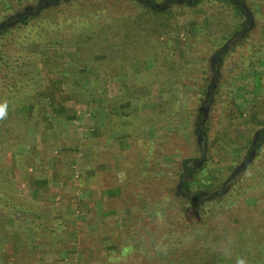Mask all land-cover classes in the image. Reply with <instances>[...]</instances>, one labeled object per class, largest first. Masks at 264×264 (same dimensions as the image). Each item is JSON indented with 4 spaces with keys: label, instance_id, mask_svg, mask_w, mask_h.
<instances>
[{
    "label": "rangeland",
    "instance_id": "1",
    "mask_svg": "<svg viewBox=\"0 0 264 264\" xmlns=\"http://www.w3.org/2000/svg\"><path fill=\"white\" fill-rule=\"evenodd\" d=\"M21 1H8L13 9L8 11L6 20L5 3L0 0L3 25H14L24 11L33 14L35 7H28L30 0ZM203 3L198 0L193 16L181 14L172 18L168 30L163 29L159 34L157 28L156 40L161 41L157 52L162 63L166 59L170 61L176 56L168 53L169 47L179 45L182 51L190 49L199 53L200 63L206 61L208 84L214 82L218 90L216 101L211 102L204 119V127L210 129L207 142L213 154L210 166L226 168L235 163L238 167L250 162L245 160L248 156L245 149L248 143L254 144V132L264 128L254 120L264 117V63L261 68L251 63L250 74H255L254 79H239L236 88L239 97L234 104L231 97L226 98L224 78L230 73L231 63L243 66L248 55L252 54L253 58L258 55L253 50L255 44L264 42V0L239 2L247 26L226 43L231 53L223 60L218 72L213 56L219 48L215 39L219 27L215 22L208 25L202 15ZM226 9L231 18L235 16L237 10L231 4H226ZM142 28L152 32L155 26L147 23ZM166 38L174 41H166L168 47L164 43ZM206 38L212 43H206ZM92 40L100 43L102 36L95 35ZM37 43L22 41L21 47L26 51H38L41 44ZM69 43L63 41L64 50L73 49ZM105 46L109 57L117 55L115 40L105 42ZM42 48L47 49L48 45ZM49 48L53 50L55 47L49 45ZM102 57L103 54L97 53V59L93 56L88 61L89 66L100 68L97 85L90 86L85 81L89 78V71L85 69L68 73L70 78L90 88L86 101L66 99L60 105L50 104L45 97L32 99V94L29 96L25 90L17 96L21 103L11 108L13 115L6 120L0 117V193L13 197L18 203L15 207H0V264H159L156 259L168 250L180 255L181 260L197 254L195 250L181 252L176 250L177 247L164 248L161 245L168 223H173L177 231L183 230L184 218L179 211L182 208L187 213L193 211V204L184 205L181 195L175 193V188L171 189L167 180L173 179L172 184H177L180 178L178 164L182 157L190 158L200 151L197 128L186 119L175 116L172 125L168 126L163 121L165 115L154 116L146 112L150 100L157 101L161 97L147 83L157 78L154 76L156 72L149 75L142 71L139 59L132 61L134 74L107 82L103 68L99 66L107 67L113 63L108 60L105 63ZM142 63L145 68H156L157 65L151 56L144 58ZM164 70L162 73L167 74ZM198 78L193 75L190 83H196ZM104 88L106 94L101 95ZM64 90L69 92L70 86L64 85ZM192 93L193 99L196 92ZM116 95L117 103L113 101ZM123 106L136 112L130 117L133 127L118 125L121 119L118 109ZM150 119L157 121L159 127ZM209 122L210 125H206ZM249 138L253 140L249 142ZM189 146L191 152L185 153ZM218 148H222V153ZM139 152V158H146L140 163ZM258 175L264 179V166L257 161L250 162L242 178L249 182ZM187 178L209 190L207 184L193 181L191 176ZM262 186L253 190L251 195L246 194L233 208V215H229L231 218L227 221L232 233L236 231V222L232 224L231 220L237 215L241 221L249 218L248 226L255 222L256 232L264 234V183ZM33 212L44 218L42 235L35 231ZM46 226L50 227L49 231ZM118 245L131 248L125 246L120 251ZM260 247L264 251V242Z\"/></svg>",
    "mask_w": 264,
    "mask_h": 264
},
{
    "label": "trees",
    "instance_id": "2",
    "mask_svg": "<svg viewBox=\"0 0 264 264\" xmlns=\"http://www.w3.org/2000/svg\"><path fill=\"white\" fill-rule=\"evenodd\" d=\"M1 1L5 3V0ZM8 1L4 6L7 10L6 20L9 16L8 11L13 9ZM199 1L204 2L202 15L205 16L208 25L215 22L219 27V34L215 37L216 42L218 40L219 48L215 50L213 56L217 61L215 71L218 72L223 60L231 53L229 45L226 44L227 41L244 30L247 26V19L239 6L241 0ZM197 2L198 0H116L115 2L112 0H30L28 7H35L33 14H29L28 11L20 13V17H16L18 22L10 27L3 25V20L0 21V110L5 113L0 117L6 120L13 115L11 108L14 107V104L21 103L17 101V96L25 90L30 93L29 96L32 94V99L38 96L45 97L50 100V104L60 105L59 103L66 99H74L77 102L86 101L90 88L79 84L78 80L70 78L68 73L75 72L77 69L81 71L85 69V71H89V78L85 81L89 82L90 86L97 85L100 68L91 67L88 64L89 59L93 56L96 58L97 53L103 54L101 60H105V63L106 60L109 61L108 63H113L108 64L107 67L99 66L103 68L107 82L122 75L134 74L132 61L139 59L141 62L139 68L142 71L144 70L149 75L156 72L154 76L157 78L149 80L147 83L149 88L157 91L161 97L157 101L150 100L151 105L146 112L153 113L154 116L165 115L163 121L168 126L172 125L174 116L182 120L186 119L190 125L197 128V140L201 141L200 151L197 150L196 154L191 156L192 158L182 157L181 163L178 164L180 170L178 183L172 184V177L167 176L171 179L167 180V183L171 184V189L175 188V193L181 195L184 205H189L191 202L193 211L187 213L185 208H182L179 213L184 218L183 230L177 231L173 223H168V231L161 241L164 248L177 247L176 250L181 252L195 250L197 254L181 260L180 255H175V252L168 250L165 254L159 255L156 262H160L159 264H264V251L260 247L264 242V234L256 232L255 222L248 226L249 218L241 221L235 215L231 220L232 224L236 222L234 233L229 230L227 224L228 219L231 218L229 215H233V208L241 203L245 196L251 195L253 190L263 187L264 179L260 175L253 177L249 182H246L242 177L245 172L247 173L250 162L257 161L264 166V128L254 132V144L248 143V147L245 149V153L248 155L245 160L248 159L249 163H244L245 160H243L244 164H240L238 167L235 166V163H231L226 168H211L212 148L211 145H207L210 129H208L209 126L204 127V119L211 102L216 101L215 93L218 90L215 88L214 82L208 84L207 63L206 61L203 64L199 62V53H193L190 49L182 51L179 49V45L171 47V49L169 47L168 53L176 56L170 61L166 59L162 63L159 58L160 54L157 52L161 48V41L156 40L157 28L160 34L161 30L166 31L171 27V19L177 15L193 16V9L196 8ZM228 3L237 10L232 18L230 14L228 15L230 11L226 9ZM147 23H152L155 26L152 32L150 30L146 32V29L142 28ZM199 26L202 28L203 25ZM95 35H101L102 42L98 43L92 40ZM113 40L117 42V55L109 57L105 42ZM230 40L232 41V39ZM22 41L27 44L38 42L41 44V48L38 51H26L21 47ZM63 41L70 42L73 49L71 51L64 50ZM166 41L173 40L172 38L164 40L165 46L168 47ZM206 43H212L211 39H207ZM46 45H48L47 49L42 48ZM49 45H54L55 48L52 50ZM263 47L264 42L259 45L255 44L253 53H258V55L255 58L252 54L248 55L244 61L246 65L231 63L230 73H226L224 78V83L226 82L224 87H226V98L230 99L231 97L233 104L239 97L236 91L239 79L245 81L250 77L254 79L255 74H250L251 63H254L256 68L262 67L264 49L261 48ZM221 51L223 52L220 53ZM148 56L155 60L158 65L156 68L155 66L154 68L144 67L145 63L142 61ZM23 64L24 67H22ZM164 69L167 74L162 73ZM193 75H197L199 78L196 83L191 84L190 78ZM163 76H167V78L163 79ZM64 85L70 86L69 92H65ZM191 88L196 92L193 97L195 100L192 99ZM221 88L222 85L219 84V89ZM103 94H106L105 88L101 92V95ZM57 96L60 99L56 100ZM117 96L113 98L115 103H117ZM125 99L128 100L127 95ZM123 101L125 100H121V102ZM118 113L121 118L119 126L133 127L130 117L132 114H136L134 110L123 106L118 109ZM254 113L257 112L254 111ZM254 120L258 122L257 124L264 125V117ZM1 122L0 118V125ZM156 122L155 120L151 121L158 126ZM206 125H210V122ZM162 127L160 126V128ZM218 132L220 133V131ZM253 139L249 138V142ZM221 149L218 148L219 153H222ZM191 150L189 146L185 153L191 152ZM141 152L144 153V150L142 149ZM141 152L138 155L139 163L146 159L145 157L139 158ZM192 162L198 163V165L191 164ZM230 171L233 175L227 180L231 175ZM188 176H191L193 181L207 184L209 190L212 189V191L203 189L199 183H191ZM17 204L13 197L0 193V207L6 205L15 207ZM185 215H189V217ZM32 220L35 231L42 235V229L45 226L43 216L33 212ZM217 228L219 230L214 232ZM45 229L49 231L50 227L46 226ZM118 246L120 251H123L125 246L128 249L131 248L127 245ZM153 262L155 263V259Z\"/></svg>",
    "mask_w": 264,
    "mask_h": 264
},
{
    "label": "water",
    "instance_id": "3",
    "mask_svg": "<svg viewBox=\"0 0 264 264\" xmlns=\"http://www.w3.org/2000/svg\"><path fill=\"white\" fill-rule=\"evenodd\" d=\"M232 38H233V37H231L230 39H232ZM230 39L227 41V43L230 41ZM232 175H233V174H231V175L227 178V180H229V179L232 177ZM227 180H226V181H227ZM226 181H225V183H226Z\"/></svg>",
    "mask_w": 264,
    "mask_h": 264
},
{
    "label": "clouds",
    "instance_id": "4",
    "mask_svg": "<svg viewBox=\"0 0 264 264\" xmlns=\"http://www.w3.org/2000/svg\"><path fill=\"white\" fill-rule=\"evenodd\" d=\"M5 113L3 110H0V116H3Z\"/></svg>",
    "mask_w": 264,
    "mask_h": 264
}]
</instances>
